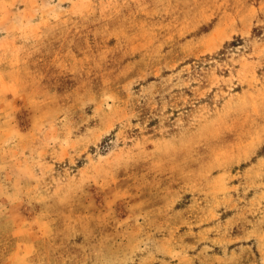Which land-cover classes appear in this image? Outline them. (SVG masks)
Returning <instances> with one entry per match:
<instances>
[{"label": "rangeland", "instance_id": "374dc122", "mask_svg": "<svg viewBox=\"0 0 264 264\" xmlns=\"http://www.w3.org/2000/svg\"><path fill=\"white\" fill-rule=\"evenodd\" d=\"M0 264H264V0H0Z\"/></svg>", "mask_w": 264, "mask_h": 264}]
</instances>
